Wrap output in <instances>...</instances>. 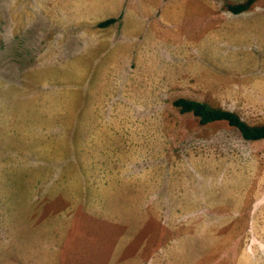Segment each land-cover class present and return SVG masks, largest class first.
<instances>
[{
  "label": "rangeland",
  "instance_id": "rangeland-1",
  "mask_svg": "<svg viewBox=\"0 0 264 264\" xmlns=\"http://www.w3.org/2000/svg\"><path fill=\"white\" fill-rule=\"evenodd\" d=\"M245 1L0 0V264L23 263L65 207L57 193L83 160L97 168L98 143L108 141L103 154L114 138L156 176L165 216L187 212L148 248L145 230L132 233L118 262L264 264V141L172 105L187 98L264 123V0L226 9Z\"/></svg>",
  "mask_w": 264,
  "mask_h": 264
},
{
  "label": "crops",
  "instance_id": "crops-1",
  "mask_svg": "<svg viewBox=\"0 0 264 264\" xmlns=\"http://www.w3.org/2000/svg\"><path fill=\"white\" fill-rule=\"evenodd\" d=\"M108 19L114 18L91 19L90 23H96H89L90 28ZM107 142L100 140V147L94 153L98 167L90 169L91 163L83 160L88 168H82V176L72 185L67 184L64 192L57 193L64 194L57 200H65V207L49 213L51 217L42 223V238L35 239L38 246L23 256L22 264H121L117 255L122 241L131 240L132 233L136 235L145 230L144 247L148 248L150 242H159L169 228L176 230V225L185 224V209L173 208L168 217L165 216L166 204L151 190L158 180L154 174L138 170L136 156L132 158V146L126 147L123 153L122 144L114 138L107 152L100 153ZM81 143L85 145L84 140ZM81 151L85 156L87 149ZM188 213L196 224L200 218L197 210ZM217 222L212 218L206 224L216 225ZM179 230L178 226L177 232ZM123 233L128 236L123 238ZM107 247L113 249L111 263L106 261Z\"/></svg>",
  "mask_w": 264,
  "mask_h": 264
},
{
  "label": "trees",
  "instance_id": "trees-1",
  "mask_svg": "<svg viewBox=\"0 0 264 264\" xmlns=\"http://www.w3.org/2000/svg\"><path fill=\"white\" fill-rule=\"evenodd\" d=\"M252 4L253 0H247L240 4L227 5L226 9L230 13L238 15L249 10ZM115 21L116 19L105 20L100 22L98 27L105 28ZM172 105L178 109L180 114L192 115L202 126L215 122H224L236 129L245 141H264V123L248 124L234 111L213 107L204 102L187 98H177L173 101Z\"/></svg>",
  "mask_w": 264,
  "mask_h": 264
}]
</instances>
